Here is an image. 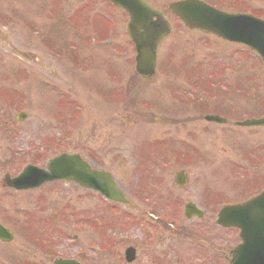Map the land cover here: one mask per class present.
Here are the masks:
<instances>
[{"label": "rangeland", "instance_id": "1", "mask_svg": "<svg viewBox=\"0 0 264 264\" xmlns=\"http://www.w3.org/2000/svg\"><path fill=\"white\" fill-rule=\"evenodd\" d=\"M146 1L165 11L176 0ZM203 1L264 18V0ZM167 19L172 32L157 50L155 76L144 80L134 71L127 16L103 0H0L6 74L29 77L18 87L27 117L16 124V146L40 154L33 163L16 152L17 165L42 167L55 155L79 153L109 172L130 202L97 201L63 182L21 192L16 203L2 195L0 223L14 239L0 243V264H126L129 246L137 253L132 264H176L178 257L200 263L186 239L173 252L177 240L168 225L185 229L184 198L196 203L214 192V212L226 200L222 193L239 201L238 174L247 166L240 157L248 144L264 141V128L233 125L249 115L264 118V67L240 45ZM94 26L113 31L111 40L99 44ZM216 113L230 126L204 121ZM1 151L0 176L11 170ZM178 172L186 178L182 189L174 184ZM169 216L177 223L155 224Z\"/></svg>", "mask_w": 264, "mask_h": 264}, {"label": "water", "instance_id": "2", "mask_svg": "<svg viewBox=\"0 0 264 264\" xmlns=\"http://www.w3.org/2000/svg\"><path fill=\"white\" fill-rule=\"evenodd\" d=\"M113 5L122 8L128 13L129 23L127 32L135 45V70L139 75L152 76L155 69V50L160 42L169 32L168 24L162 15L151 9L143 0H108ZM170 10L180 18L190 29H199L206 33L216 35L223 40L240 43L254 51L264 64V22L247 15H229L219 12L196 0L170 5ZM155 18V20H153ZM217 121L218 119H210ZM264 121L247 122L242 125H259ZM30 184L22 188H36L43 183L55 180L74 181L78 185L99 192L105 199L127 204L120 190L113 182L112 177L103 171L93 170L77 155H62L49 161L45 170L28 167L22 174V182L25 178ZM200 217L201 214L194 206L186 207V216L191 214ZM255 215L258 217L255 218ZM262 218V222H255L256 227L264 228V194L250 203L223 209L218 217V223L232 225L241 229L252 226L255 219ZM254 227V226H253ZM12 237L0 227V240L9 242ZM127 262L132 260L133 251H127ZM249 264H264V258L250 259ZM256 263H255V262ZM243 260L237 255L236 263L241 264ZM54 264H75L71 261H56Z\"/></svg>", "mask_w": 264, "mask_h": 264}, {"label": "flooded vegetation", "instance_id": "3", "mask_svg": "<svg viewBox=\"0 0 264 264\" xmlns=\"http://www.w3.org/2000/svg\"><path fill=\"white\" fill-rule=\"evenodd\" d=\"M1 57L2 54H0V144H2V147H0V149L2 150L1 152L3 155L6 154L7 160L9 159L8 164L11 170L6 169L5 173L0 176V206L3 203L4 199L2 195L6 198H10V200H13V202L16 203L17 201H19V195L21 194L20 191H15L6 187L7 175L10 178H14L18 175L20 171V169L16 171V168H19V165L17 164L20 161V158L18 157L20 155H18L14 149L16 148V141H18L17 128L16 125L11 122V118L7 119L5 109L6 107H8L10 112H20L16 108V105H18V107L20 105V96L18 90L16 89V85L18 83L16 77L19 74H17V76L15 74L7 75L5 68V59ZM11 84L14 85V88L12 90H9L8 88L12 87L10 86ZM12 100L14 105L13 108H11L12 106L10 105ZM214 115L221 117L220 115H218V113ZM249 116L250 117L248 119L259 118L252 115ZM210 124L215 126H230L227 120L225 123ZM233 126L239 128L236 126V124ZM248 145V149L243 150V153L245 155H243V157H240L241 160L245 162V165L247 166H244L243 170L238 174L239 184L237 186L239 187V191L237 190L238 193L235 195L239 197V201L234 203L232 200H230V197L228 198V194L226 192L222 193L224 195V200H226L222 201L223 203H221V207L216 210L217 212H214V209L216 207L215 199H218V195H215L214 192H209L207 195L203 194L201 200L197 201L196 203L190 201L188 202L184 198L182 208H184L186 204L192 203L199 210H201L203 214L201 218L193 217L189 219L185 217V214L182 211L181 213L183 214L182 216L184 217L186 223L185 229L182 226H178L179 228H174V226L168 225L170 226L169 228H171L172 233H175L176 236L177 242H175V246L173 248V252L176 255L179 254L181 251V240L183 239L190 241L191 249L194 252V258H200V260H196L198 262L200 261L199 264H233L234 252L239 247L244 246V256L249 254L253 249L261 248L262 243H260L259 241L253 242L247 240L245 241L247 244H245L243 239V237L250 236V233L255 232L256 229L253 230L252 228H249L246 231V234L242 235V231L237 228L222 227L217 225L216 216L221 208L225 206L244 204L247 201L258 196L264 189V186L261 183L264 172V141L256 140L253 144L250 143ZM196 154L197 159L198 153ZM237 168L241 170V167L238 166ZM230 179L233 180L232 178ZM184 182H186L185 178ZM234 184L235 183H233V185ZM244 194H246L245 197ZM94 198L95 200L98 198L97 201L100 200V197L98 195H94ZM174 202L178 203V201L175 200ZM214 213L215 215L213 218ZM0 222H2L1 219ZM169 222H172L171 224H176L177 220H173L172 218L168 220H158L157 222L155 221V224L167 226ZM254 238L257 239L258 236L255 234ZM136 257L137 253L135 252V260L133 261V263L136 261ZM179 258L181 257H178L175 260L176 264H181ZM153 263L154 260L152 261V264ZM155 264L169 263L165 261V258H161L160 261L156 262ZM194 264L197 263L194 262Z\"/></svg>", "mask_w": 264, "mask_h": 264}]
</instances>
